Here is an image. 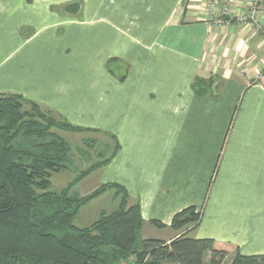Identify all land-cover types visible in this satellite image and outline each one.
Returning a JSON list of instances; mask_svg holds the SVG:
<instances>
[{"label": "crops", "instance_id": "1", "mask_svg": "<svg viewBox=\"0 0 264 264\" xmlns=\"http://www.w3.org/2000/svg\"><path fill=\"white\" fill-rule=\"evenodd\" d=\"M222 1L0 0V93L115 137L97 173L138 202L142 238L170 241L173 215L194 206L187 236L260 255L264 0L252 18L250 0L225 14ZM195 76L220 86L197 94Z\"/></svg>", "mask_w": 264, "mask_h": 264}, {"label": "trees", "instance_id": "2", "mask_svg": "<svg viewBox=\"0 0 264 264\" xmlns=\"http://www.w3.org/2000/svg\"><path fill=\"white\" fill-rule=\"evenodd\" d=\"M219 86L212 76H195L191 82L197 94L214 93ZM51 113L21 95L0 93V264H264V254L243 255L238 250L227 261L229 251L216 240L187 236L202 215L194 206L173 215L170 227L182 233L170 241L139 240L144 224L139 204L128 203L123 186L104 183L83 197L69 193L75 183L113 158L119 144L112 134L109 157L90 164L60 191L50 190L52 173L70 162V146L54 129L95 130ZM113 188L121 195L115 209L101 212L87 226L73 223L82 205ZM148 223L163 226L157 220Z\"/></svg>", "mask_w": 264, "mask_h": 264}, {"label": "rangeland", "instance_id": "3", "mask_svg": "<svg viewBox=\"0 0 264 264\" xmlns=\"http://www.w3.org/2000/svg\"><path fill=\"white\" fill-rule=\"evenodd\" d=\"M24 108L28 109V106L24 105ZM43 109L46 110V108ZM51 112V116L57 118V113ZM54 131L63 137L70 146V162L67 167L59 172L52 173L50 177L49 189L56 192L66 187L69 182L86 170L90 164L98 163L109 157L114 147V141L110 134L97 132V129L91 131L54 129ZM99 168L92 170L75 183L69 193L74 192L78 197H83L101 185L100 177L97 173ZM120 199L121 195L116 192L115 188L105 191L102 195L82 205L75 215L73 223L79 227L91 224L101 212L109 213L115 209ZM133 202L131 199L128 200L129 204ZM142 237L140 232L139 240ZM233 257L234 252H231L227 257V261H230Z\"/></svg>", "mask_w": 264, "mask_h": 264}, {"label": "built area", "instance_id": "4", "mask_svg": "<svg viewBox=\"0 0 264 264\" xmlns=\"http://www.w3.org/2000/svg\"><path fill=\"white\" fill-rule=\"evenodd\" d=\"M217 0H207L206 7L208 9H214L216 5ZM235 2V0H223L221 5V11L223 14L228 13V10L230 6ZM258 0H250L249 2V12L247 15H249L251 18L256 12V6H257ZM255 16V15H254Z\"/></svg>", "mask_w": 264, "mask_h": 264}, {"label": "water", "instance_id": "5", "mask_svg": "<svg viewBox=\"0 0 264 264\" xmlns=\"http://www.w3.org/2000/svg\"><path fill=\"white\" fill-rule=\"evenodd\" d=\"M70 6L72 7V6H74V4H71V5L67 6V8L70 7Z\"/></svg>", "mask_w": 264, "mask_h": 264}]
</instances>
